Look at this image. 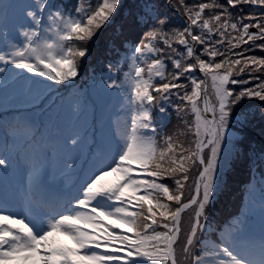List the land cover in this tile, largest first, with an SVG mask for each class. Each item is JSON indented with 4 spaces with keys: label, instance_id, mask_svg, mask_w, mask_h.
<instances>
[{
    "label": "snow or ice",
    "instance_id": "obj_1",
    "mask_svg": "<svg viewBox=\"0 0 264 264\" xmlns=\"http://www.w3.org/2000/svg\"><path fill=\"white\" fill-rule=\"evenodd\" d=\"M0 264H264V0H0Z\"/></svg>",
    "mask_w": 264,
    "mask_h": 264
},
{
    "label": "trees",
    "instance_id": "obj_2",
    "mask_svg": "<svg viewBox=\"0 0 264 264\" xmlns=\"http://www.w3.org/2000/svg\"><path fill=\"white\" fill-rule=\"evenodd\" d=\"M240 197L239 189L234 190L231 199L220 205V212L222 216H227L229 213L236 212L239 207Z\"/></svg>",
    "mask_w": 264,
    "mask_h": 264
},
{
    "label": "rangeland",
    "instance_id": "obj_3",
    "mask_svg": "<svg viewBox=\"0 0 264 264\" xmlns=\"http://www.w3.org/2000/svg\"><path fill=\"white\" fill-rule=\"evenodd\" d=\"M49 71H53V69H48ZM54 74H55V72H54ZM67 242V241H66Z\"/></svg>",
    "mask_w": 264,
    "mask_h": 264
}]
</instances>
